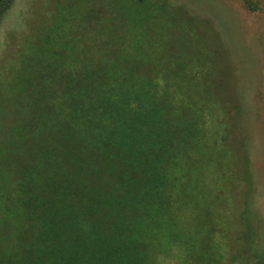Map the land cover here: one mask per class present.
Wrapping results in <instances>:
<instances>
[{
  "label": "trees",
  "instance_id": "16d2710c",
  "mask_svg": "<svg viewBox=\"0 0 264 264\" xmlns=\"http://www.w3.org/2000/svg\"><path fill=\"white\" fill-rule=\"evenodd\" d=\"M74 1L26 46L27 122L0 154V264H163L175 251L220 264L229 211L216 202L249 159L225 133L239 105L217 35L170 0Z\"/></svg>",
  "mask_w": 264,
  "mask_h": 264
},
{
  "label": "rangeland",
  "instance_id": "374dc122",
  "mask_svg": "<svg viewBox=\"0 0 264 264\" xmlns=\"http://www.w3.org/2000/svg\"><path fill=\"white\" fill-rule=\"evenodd\" d=\"M170 1L184 4L208 20L224 56L221 60L218 56L222 76L219 71L217 75L230 87V95L236 99L233 106L239 105V116H234L231 130L225 133L236 146L242 140L249 168L247 173L230 168L238 183L216 202L229 211L223 218L227 220L223 232L215 235L226 238L219 263L264 264V0H256L255 9H249L245 0ZM93 4L89 1L87 6ZM75 5L73 0H14L5 14L0 24V154L18 145L20 130L27 122V95L21 78L23 66H28L24 62L26 46L38 44L41 36L57 26V20L61 22L63 13L74 12ZM235 154L245 162L241 148ZM181 263L176 251L164 257L163 264Z\"/></svg>",
  "mask_w": 264,
  "mask_h": 264
}]
</instances>
